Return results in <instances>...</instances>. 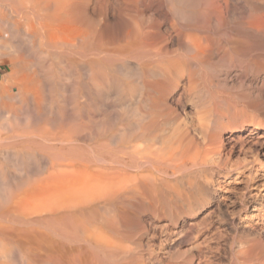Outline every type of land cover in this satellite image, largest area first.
I'll return each mask as SVG.
<instances>
[{
  "label": "bare ground",
  "instance_id": "6f19581e",
  "mask_svg": "<svg viewBox=\"0 0 264 264\" xmlns=\"http://www.w3.org/2000/svg\"><path fill=\"white\" fill-rule=\"evenodd\" d=\"M0 26V264H162L148 217L225 161L218 90L264 84V0H0ZM230 264H264V235Z\"/></svg>",
  "mask_w": 264,
  "mask_h": 264
},
{
  "label": "rangeland",
  "instance_id": "374dc122",
  "mask_svg": "<svg viewBox=\"0 0 264 264\" xmlns=\"http://www.w3.org/2000/svg\"><path fill=\"white\" fill-rule=\"evenodd\" d=\"M0 31L1 35L2 27ZM233 70L226 87L218 90L240 108L221 127L225 165H211L207 192L184 193L179 209L148 217L145 253L154 251L164 259L162 264H210L206 260L215 254L230 264L239 240L264 235V84L244 76L239 68ZM8 71L0 67V82ZM180 106L186 109L188 121L199 127L194 101L183 98Z\"/></svg>",
  "mask_w": 264,
  "mask_h": 264
}]
</instances>
